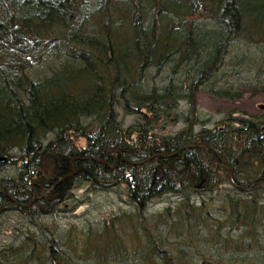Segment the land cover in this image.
Listing matches in <instances>:
<instances>
[{
	"label": "trees",
	"instance_id": "16d2710c",
	"mask_svg": "<svg viewBox=\"0 0 264 264\" xmlns=\"http://www.w3.org/2000/svg\"><path fill=\"white\" fill-rule=\"evenodd\" d=\"M236 43L264 49V0H0V216L20 224L0 264H264V107L193 129L196 94ZM171 62L184 80L145 88ZM180 99L187 127L156 133ZM84 184L124 186L139 211L178 196L160 222L192 248L164 247L130 212L131 233L114 219L78 238L49 226Z\"/></svg>",
	"mask_w": 264,
	"mask_h": 264
},
{
	"label": "rangeland",
	"instance_id": "374dc122",
	"mask_svg": "<svg viewBox=\"0 0 264 264\" xmlns=\"http://www.w3.org/2000/svg\"><path fill=\"white\" fill-rule=\"evenodd\" d=\"M229 54L224 59V65L216 72L214 84H204V86L196 94L197 107L196 118L197 122L193 126L195 131L201 128L212 127L216 121L225 118L226 114L235 113V116H250L258 115L264 107V70L257 69V61L264 54V49L256 47H244L242 43H236L229 49ZM242 56V58L240 57ZM184 80V76L179 70H175L173 63L165 68L160 74L150 72L148 80L145 83V88L156 87L160 90L163 87H170L172 84L180 80ZM172 82V84H171ZM225 86H232V92L237 93L232 97L219 96L216 91ZM172 88V87H171ZM186 93V91L184 92ZM183 93V94H184ZM186 97V96H185ZM176 110L173 112L175 116H170L163 123L158 125L156 133L164 136H172L187 127V115L189 114L187 99H180L176 103ZM237 114V115H236ZM134 116L126 118V124L129 125ZM10 172L8 169H1L0 176H5ZM227 186V185H226ZM218 193L203 195V198L209 199V196L214 199ZM178 196L167 194L165 197H158L151 200L144 211L137 210L128 202L126 188L117 186L108 190H93L87 184H84L80 189L73 191V201L71 206L65 212H61L57 217L44 219L50 225L55 226L60 232L72 228V235L78 238L79 231L82 227L93 226L94 229H103L102 226H110L112 219L115 225L120 224L126 231L129 229L127 225L130 222L125 218H121L124 212H130L131 215L138 214L139 221L148 227L150 231L159 232V236L163 238L164 247H173L179 250L180 247L192 248L189 246L178 245V241L171 237L169 233L168 220L162 221L159 215L164 214V211L169 208L172 210L176 207ZM216 199V198H215ZM200 200V198H199ZM200 202V201H199ZM15 213H7L0 216V244L8 241L10 234L7 235L8 229L12 226H20ZM160 222V223H158ZM16 227V228H17ZM229 229V227H227ZM127 232V231H126ZM131 233V229H129ZM203 246L202 250L206 253H212L210 259H220L217 253L206 251L208 247ZM174 251V250H173ZM189 253L194 250H188ZM243 259V257H240ZM246 258V257H244ZM201 258L197 256L193 263H200ZM241 261V260H240ZM228 262V264H247V262ZM214 261H206L202 264H214ZM110 264H121L118 262H110Z\"/></svg>",
	"mask_w": 264,
	"mask_h": 264
},
{
	"label": "water",
	"instance_id": "95a60500",
	"mask_svg": "<svg viewBox=\"0 0 264 264\" xmlns=\"http://www.w3.org/2000/svg\"><path fill=\"white\" fill-rule=\"evenodd\" d=\"M7 161V159H6V157L4 156V157H0V164H4V162H6Z\"/></svg>",
	"mask_w": 264,
	"mask_h": 264
}]
</instances>
